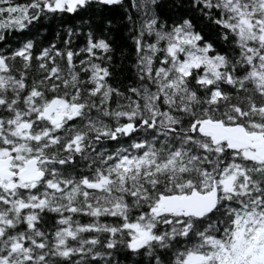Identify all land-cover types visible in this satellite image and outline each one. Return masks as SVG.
<instances>
[{
  "label": "snow or ice",
  "instance_id": "obj_1",
  "mask_svg": "<svg viewBox=\"0 0 264 264\" xmlns=\"http://www.w3.org/2000/svg\"><path fill=\"white\" fill-rule=\"evenodd\" d=\"M0 264H264V0H0Z\"/></svg>",
  "mask_w": 264,
  "mask_h": 264
},
{
  "label": "trees",
  "instance_id": "obj_2",
  "mask_svg": "<svg viewBox=\"0 0 264 264\" xmlns=\"http://www.w3.org/2000/svg\"><path fill=\"white\" fill-rule=\"evenodd\" d=\"M126 2H128V0H126ZM96 22L98 23L99 21H96ZM112 23L115 25V27L112 29V35L115 37V42H116L117 47L119 48L122 44H125V43L130 46L131 37L127 36L126 28L124 27V25L119 23L115 18L112 19ZM54 37H55V31L49 32L47 29L42 30L41 39L43 38L52 39ZM117 63H119V59L117 60ZM125 63L127 64L128 61L126 60Z\"/></svg>",
  "mask_w": 264,
  "mask_h": 264
}]
</instances>
